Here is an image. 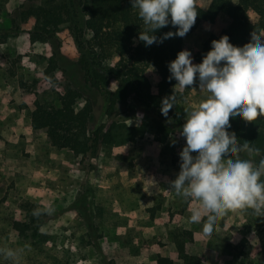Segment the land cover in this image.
<instances>
[{
	"label": "rangeland",
	"instance_id": "obj_1",
	"mask_svg": "<svg viewBox=\"0 0 264 264\" xmlns=\"http://www.w3.org/2000/svg\"><path fill=\"white\" fill-rule=\"evenodd\" d=\"M22 2L44 4L0 0V247L28 246L22 264H157L159 256L173 264H188L192 256L199 264H264V217H255L251 210L229 212L226 223L206 238L203 224L188 222L197 203L168 190L180 171L179 153L186 144L180 135L184 109L198 106L207 95L199 91V83L188 91L177 114L164 119L172 129L164 143L155 140L157 112H144L128 97L106 113L104 92L89 86L68 59L56 71L57 92H43L48 88L43 70L51 46L29 41L20 17ZM227 21L219 15L214 23L185 35L187 50L200 48ZM148 75L155 86L158 75ZM67 81L91 103V128L112 119L137 122L139 115V121L148 123L144 136L132 144L102 148L92 159L48 146L45 133L32 130L30 101L37 94L40 101L59 106L58 93ZM49 203L55 212L41 216L36 237L19 239L11 223L24 219L28 207ZM175 235L185 240L181 253ZM230 241L235 245L228 246ZM0 264L12 261L0 257Z\"/></svg>",
	"mask_w": 264,
	"mask_h": 264
},
{
	"label": "trees",
	"instance_id": "obj_2",
	"mask_svg": "<svg viewBox=\"0 0 264 264\" xmlns=\"http://www.w3.org/2000/svg\"><path fill=\"white\" fill-rule=\"evenodd\" d=\"M38 6L20 5V17L26 24L25 31L30 42H49L50 51L43 70L47 89L56 91L59 86L57 69L66 59L72 61L82 72L84 81L104 92L106 113L115 104L125 98H131L141 109L151 114L158 113L155 140L164 143L171 132V127L164 119L173 118L180 103L188 91L198 84L181 92L177 87L176 106L165 117L161 112L163 98L174 93L176 81L169 80V62L177 54L187 49L183 38L176 36L145 46L139 41L143 31V21L137 10L131 7L130 0H62L52 4L53 0H42ZM198 16L189 34L200 25L212 24L219 15L228 21L219 33H211L200 48L191 53L193 63H201L204 55L211 50V42L222 36H228L235 49L243 50L251 45V37L264 34V0H196ZM168 31L175 32L171 25L158 30L159 39ZM186 34V35H187ZM0 42H4L2 39ZM158 75L152 86L148 72ZM110 85H114L111 88ZM59 106L46 104L35 96L30 101V122L33 132L45 133L48 146L69 148L81 159H92L102 148L132 144L144 136L148 123L145 120H111L91 128L93 107L82 97L78 88L67 81L63 92L58 93ZM230 135L240 143L248 142L264 152V117L255 122L231 121ZM34 208H29L22 220H14L12 229L21 240L35 238L42 223L41 216L32 215ZM226 223V217L219 226ZM190 234V233H188ZM178 253L184 251L185 240L174 236ZM245 241L240 239V243ZM235 245L230 241L228 246ZM157 264H173L168 257L159 256ZM188 264H199V258L192 256Z\"/></svg>",
	"mask_w": 264,
	"mask_h": 264
},
{
	"label": "clouds",
	"instance_id": "obj_3",
	"mask_svg": "<svg viewBox=\"0 0 264 264\" xmlns=\"http://www.w3.org/2000/svg\"><path fill=\"white\" fill-rule=\"evenodd\" d=\"M144 29L139 41L145 46L183 38L199 14L196 0H130ZM171 25L159 39L155 33ZM264 34L251 37V45L235 49L228 36L211 42V50L201 63H193L190 50L180 51L169 62L168 79L175 80L174 93L163 98L161 112L167 117L176 106L177 87L181 92L199 82L206 97L193 108H186L180 135L186 140L179 153L180 171L169 182L168 190L186 201H195L189 219L193 226L203 224V235L212 238L220 221L229 212L249 211L264 217V152L248 142L240 143L229 133L231 121L255 122L264 117ZM137 117V122L140 120ZM49 203L33 210L34 217L52 215ZM28 246L0 247V257L22 264Z\"/></svg>",
	"mask_w": 264,
	"mask_h": 264
}]
</instances>
